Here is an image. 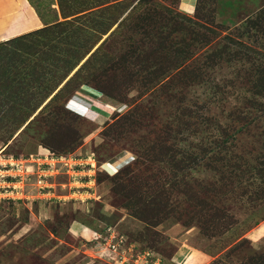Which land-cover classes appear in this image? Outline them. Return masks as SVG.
<instances>
[{
	"label": "rangeland",
	"instance_id": "374dc122",
	"mask_svg": "<svg viewBox=\"0 0 264 264\" xmlns=\"http://www.w3.org/2000/svg\"><path fill=\"white\" fill-rule=\"evenodd\" d=\"M31 1L0 45V264H264V0ZM41 150L72 183L2 164Z\"/></svg>",
	"mask_w": 264,
	"mask_h": 264
},
{
	"label": "crops",
	"instance_id": "0c3cea01",
	"mask_svg": "<svg viewBox=\"0 0 264 264\" xmlns=\"http://www.w3.org/2000/svg\"><path fill=\"white\" fill-rule=\"evenodd\" d=\"M196 3L197 0H180L179 9L186 14H192L196 11ZM43 25V20L31 0H0V45L7 41L20 39L23 36L31 34L41 29ZM40 153L46 152L41 150ZM39 161L44 163L43 167L47 165H52L54 167L52 172L53 176L55 171L60 172L64 169L63 172H60V179L63 181L72 183V175L70 173L78 174V172L72 170V168H66L65 165L61 163H59V165L56 164V161L51 158H42ZM81 162L82 161H80L79 164ZM56 165L59 167L58 170ZM34 168L37 169L38 165L34 164ZM79 172L82 171L79 170ZM261 228H259L261 231L260 236L264 237V228ZM74 229L79 232L82 228L77 226ZM203 262H207L206 256L191 250L184 264H201Z\"/></svg>",
	"mask_w": 264,
	"mask_h": 264
},
{
	"label": "built area",
	"instance_id": "2783aa9c",
	"mask_svg": "<svg viewBox=\"0 0 264 264\" xmlns=\"http://www.w3.org/2000/svg\"><path fill=\"white\" fill-rule=\"evenodd\" d=\"M41 154V155H39ZM42 158H51L56 161V164L65 163L67 166L72 167V160L66 155H56L55 153H38L36 155H30L28 157H6L5 160L2 161L5 169L9 170L11 174H13V180L17 182L23 183L26 186V180L31 177H35V187L38 191V194H46L49 193L50 188H52V177L54 167L52 165H47L43 167L41 160ZM70 161V162H69ZM70 163V165H69ZM34 164L38 165V168H34ZM94 167V163H91ZM2 167V169L4 168ZM96 167V166H95ZM16 186V184H14ZM19 188V187H18ZM53 189V188H52ZM19 192V189H18ZM55 195V194H53Z\"/></svg>",
	"mask_w": 264,
	"mask_h": 264
},
{
	"label": "bare ground",
	"instance_id": "6f19581e",
	"mask_svg": "<svg viewBox=\"0 0 264 264\" xmlns=\"http://www.w3.org/2000/svg\"><path fill=\"white\" fill-rule=\"evenodd\" d=\"M95 96L97 97V96H98V94H97V95H95ZM40 109H41V108H40ZM27 125H28V124H27ZM5 148H6V147H5ZM5 148H3V151H4V149H5ZM123 155H126L127 157H129V159H131V158H130V156H129L128 154H123ZM123 155H122V156H120V158H122V159H123ZM95 166H96V164H95Z\"/></svg>",
	"mask_w": 264,
	"mask_h": 264
},
{
	"label": "trees",
	"instance_id": "16d2710c",
	"mask_svg": "<svg viewBox=\"0 0 264 264\" xmlns=\"http://www.w3.org/2000/svg\"><path fill=\"white\" fill-rule=\"evenodd\" d=\"M98 105L101 106L100 104L104 105L100 100H98ZM102 107V106H101ZM106 107V106H105ZM78 111V110H77ZM55 153V152H54Z\"/></svg>",
	"mask_w": 264,
	"mask_h": 264
}]
</instances>
